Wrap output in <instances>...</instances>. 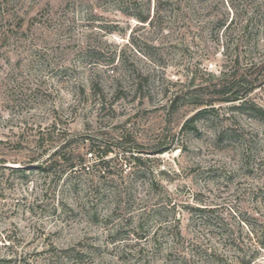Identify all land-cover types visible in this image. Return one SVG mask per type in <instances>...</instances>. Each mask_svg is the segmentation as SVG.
Listing matches in <instances>:
<instances>
[{
    "label": "rangeland",
    "instance_id": "obj_1",
    "mask_svg": "<svg viewBox=\"0 0 264 264\" xmlns=\"http://www.w3.org/2000/svg\"><path fill=\"white\" fill-rule=\"evenodd\" d=\"M0 264H264V0H0Z\"/></svg>",
    "mask_w": 264,
    "mask_h": 264
},
{
    "label": "trees",
    "instance_id": "obj_2",
    "mask_svg": "<svg viewBox=\"0 0 264 264\" xmlns=\"http://www.w3.org/2000/svg\"><path fill=\"white\" fill-rule=\"evenodd\" d=\"M146 20V19H145ZM218 86V87H217ZM233 85L230 84V82H222V83H219V84H214V87L216 89V92H218L219 94L225 96V98L223 100H226V101H236V100H239V99H242L244 97V94H247V93H243L241 94L239 91H235L232 87ZM177 98V96H175V99ZM174 99V100H175ZM202 110L199 111L198 113H196L192 118H190L187 122H186V126H190V128H195L194 123L196 121H198L201 117V114H202ZM67 147V145H62L61 147H59V149H57L54 154H56L60 159L63 158L65 156L64 154V149ZM94 147H91L90 150H92ZM98 148L101 149V146L98 145ZM133 151V150H132ZM107 154V151H104L103 154H101L100 158V164L101 166L104 165V167H106V161L104 159H102L105 155ZM133 155V159H137L134 154ZM11 169H14L16 171H20L21 168H15V167H10ZM40 169L42 170H45L44 167H40Z\"/></svg>",
    "mask_w": 264,
    "mask_h": 264
}]
</instances>
